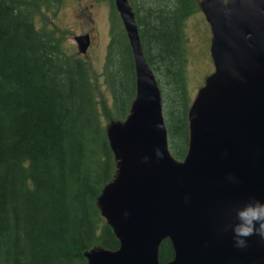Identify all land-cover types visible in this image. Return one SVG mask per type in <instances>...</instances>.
<instances>
[{"label":"trees","instance_id":"16d2710c","mask_svg":"<svg viewBox=\"0 0 264 264\" xmlns=\"http://www.w3.org/2000/svg\"><path fill=\"white\" fill-rule=\"evenodd\" d=\"M127 1L182 161L193 114L186 19L198 2ZM62 2L0 0V264H90L88 252L119 247L99 197L118 169L105 120H124L136 96L134 51L111 0L102 72L111 100L101 99L89 62L62 49ZM158 256L173 258L168 238Z\"/></svg>","mask_w":264,"mask_h":264},{"label":"water","instance_id":"95a60500","mask_svg":"<svg viewBox=\"0 0 264 264\" xmlns=\"http://www.w3.org/2000/svg\"><path fill=\"white\" fill-rule=\"evenodd\" d=\"M203 1L214 12L223 53L216 78L196 102L183 162L169 151L158 88L129 10L121 7L134 51L136 98L126 120L110 127L119 167L99 198L119 247L88 253L90 264H264V239L250 237L248 247L238 249L231 231L223 230L234 222L233 205L264 200V0H240V9ZM74 39L85 54L88 34ZM165 238L174 256L161 263Z\"/></svg>","mask_w":264,"mask_h":264},{"label":"rangeland","instance_id":"374dc122","mask_svg":"<svg viewBox=\"0 0 264 264\" xmlns=\"http://www.w3.org/2000/svg\"><path fill=\"white\" fill-rule=\"evenodd\" d=\"M97 1V2H96ZM200 2V0H197ZM237 1V2H236ZM111 3V0H109ZM236 2V3H235ZM79 3L81 4L79 6ZM87 3L95 4L97 14L93 18L96 33L93 36L91 48L86 55H80L86 59L92 69V76L99 84L100 98L111 100L110 92L103 84V66L110 40V8L108 0H63L61 8L55 18L58 29L62 32V49L70 55L77 53L74 36L89 32V12L77 14L81 6ZM117 3V0H115ZM235 3L230 8H241V1L227 0V6ZM79 6V7H78ZM87 15V16H86ZM37 27H42L46 18L44 16L35 19ZM186 32L188 36V83L189 94L192 102H196L202 89L207 85L208 77L215 73L216 67L210 55L213 42V31L202 9L197 10L186 20ZM105 125L110 129L116 121L105 120Z\"/></svg>","mask_w":264,"mask_h":264},{"label":"clouds","instance_id":"9594fccd","mask_svg":"<svg viewBox=\"0 0 264 264\" xmlns=\"http://www.w3.org/2000/svg\"><path fill=\"white\" fill-rule=\"evenodd\" d=\"M157 157L162 158L163 153L156 149ZM148 160V157L144 158ZM232 183H238V178L232 174L227 177ZM234 212V222L224 225V231H231L234 247L246 249L249 238L258 236L264 239V200L250 197L247 202L235 204L231 209Z\"/></svg>","mask_w":264,"mask_h":264},{"label":"flooded vegetation","instance_id":"af4514ba","mask_svg":"<svg viewBox=\"0 0 264 264\" xmlns=\"http://www.w3.org/2000/svg\"><path fill=\"white\" fill-rule=\"evenodd\" d=\"M80 5L81 4L79 3V6ZM95 9H96L95 4L87 3V4H84L83 6H81L80 9L77 10L79 12L77 14H75V17H76L77 15L80 16L81 13H86V12L90 13V16H87V15L86 16L90 19V23H89V30L90 31L88 32V34L90 36L91 42L93 41L94 33H96V26H95V23H94V20H93V18L97 14V11Z\"/></svg>","mask_w":264,"mask_h":264},{"label":"bare ground","instance_id":"6f19581e","mask_svg":"<svg viewBox=\"0 0 264 264\" xmlns=\"http://www.w3.org/2000/svg\"><path fill=\"white\" fill-rule=\"evenodd\" d=\"M57 31V30H56ZM137 31H138V29H136V35H137ZM137 38H138V36H137ZM139 46H140V44H139ZM140 51H141V49H140ZM22 52V51H21ZM142 52V51H141ZM21 178V177H20ZM10 183H12V182H10ZM15 183V182H14Z\"/></svg>","mask_w":264,"mask_h":264}]
</instances>
